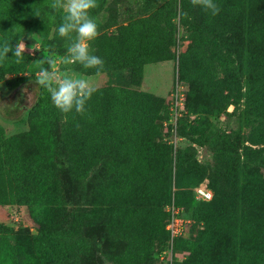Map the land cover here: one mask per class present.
Here are the masks:
<instances>
[{
    "label": "trees",
    "instance_id": "trees-1",
    "mask_svg": "<svg viewBox=\"0 0 264 264\" xmlns=\"http://www.w3.org/2000/svg\"><path fill=\"white\" fill-rule=\"evenodd\" d=\"M251 1L214 0L220 7L217 15L198 6L192 12L195 20L189 26L194 36L216 46L222 57L233 63L227 64L222 60L221 65L228 75L235 77L236 85L233 88L241 90V81L244 83L241 92L247 108L254 104L262 106L264 103V98L260 97L264 95V4ZM176 5V0H166L161 8L151 13L140 29L135 51L112 59L102 58L105 64L100 72L130 66L133 78L139 80L141 75L138 69L145 57L154 60L170 58L168 48L175 39V28L170 25V21ZM184 6L187 9L191 7L189 0H185ZM156 31H160L161 36L148 44L147 38ZM41 35L45 40L46 31H41ZM245 64L248 67L246 73ZM188 68L183 56H180L177 67L180 76L193 83L184 73ZM195 68L199 70L197 65ZM87 71L97 73L95 68ZM32 78L23 75L16 81L7 79V88L14 90ZM44 94V87L38 84L34 103L28 108L21 107V119L32 117V109L34 117L43 118L42 133L35 135L37 122L34 118L28 130L8 137L13 150L4 154L0 151V170L11 172L18 180H22L20 192L23 200L20 203L41 206V221L35 237L41 238L45 246L30 250L20 241L0 236V264L49 262L47 246L57 244V223L54 219L62 201L61 187L50 167L54 155L65 157L72 170H78L86 178L91 177L101 185L103 200L99 203V210L101 225L108 241V250H103L102 257L106 263L152 264L148 258L154 250L155 242H161L157 251L167 244L165 221L168 212L165 205L173 200L182 209L185 207L191 218L190 234L176 236L173 241L174 248L188 250L181 264H264V188L260 185L261 177L247 184L240 192L246 205L239 213L230 207L227 211L223 210V194L234 192L227 191L233 188L231 170L212 167L200 161L197 154L187 158L178 156V168L184 167L191 172L194 168L204 169L200 178L189 172L186 175L179 173L173 180L172 146L157 136L165 125L164 121L169 118L168 102L162 96L149 92L142 94L143 105L124 113L115 106L111 88L97 89L91 97L97 107L93 118L97 134L93 137L86 136L80 125H68L71 123L69 121L63 124L64 127L68 125L65 133H57L60 126H56L51 106ZM188 99L189 109H195L190 103L189 93ZM236 110L237 105H234L228 114ZM0 117L5 121L11 120L1 111ZM187 118L186 114L179 117L181 129L191 127L192 121ZM156 119H159L157 124ZM256 130L254 136L246 139L252 145L244 146V160L259 165V158L254 153L261 149L253 145H264V129ZM230 132L234 137L239 135L237 130L231 129ZM32 136H35L36 148L46 151V155L12 144L15 139L24 142ZM4 137L1 133L2 144L6 142ZM212 137L207 134L201 142H209ZM234 146L239 148L237 144ZM126 147L132 151L131 158L141 163L142 171L138 174L140 180L122 167L124 159L120 152ZM30 155L34 158L32 161L27 159L31 158ZM204 174L209 177L213 195L209 200H198L193 196L191 188L200 183ZM0 230L12 232L16 229L0 222ZM121 240L125 245L119 249ZM66 248L69 258L77 257L72 240ZM159 264L168 263L160 261Z\"/></svg>",
    "mask_w": 264,
    "mask_h": 264
},
{
    "label": "rangeland",
    "instance_id": "rangeland-1",
    "mask_svg": "<svg viewBox=\"0 0 264 264\" xmlns=\"http://www.w3.org/2000/svg\"><path fill=\"white\" fill-rule=\"evenodd\" d=\"M165 1L97 0L98 7L90 10V16L97 20L100 32L99 36L90 42L94 50L93 54L101 58L112 59L118 55L133 53L140 29L148 21L151 13L161 8ZM256 1L264 4V0ZM176 2L177 8L170 21V25L175 28L174 42L168 48L171 57L162 60L145 57L138 69L141 75L139 80L133 78L130 66L118 70L101 71L99 75L87 71L78 63L69 67L82 78L90 80L97 89L111 88L115 106H118V110L124 113L133 107L139 108L143 105L142 94L153 93L168 101L171 91L178 89L181 97L178 110L182 114L178 116L176 123L174 117L173 120H165L163 123L165 125L162 124L163 127L157 134L161 140H165L172 146L171 175L173 180L179 173L186 175L191 172L184 167L178 168V156L187 158L197 154L200 161L211 164L212 167L229 169L232 171L233 188L227 191L234 192L223 194L225 207L223 210L227 211L230 207L239 213L246 205L245 199L240 195L242 189L247 184H251L253 180H257V177H261L260 185L264 188V145H253L256 149H261L254 153L259 158V165L244 160V146L252 145L246 139L254 136L256 129L259 131L264 129V103L262 106L254 104L247 108L241 92L244 89V83L241 81V90L233 88L236 85L235 77L228 75L221 65L222 60L227 64L233 63L222 57L216 46L199 39L190 31V23L195 20L192 12L199 5H193L192 0H189L191 7L187 9L184 6L185 0H176ZM51 3L52 0H0V42L8 40L15 45L17 41L22 40L27 45L26 55L19 63L16 62L17 58L14 57V53L9 52L3 66H0V111L11 118L10 121H5L0 117V135L2 133L6 139L4 144H2L3 138L0 139V151L3 154L13 150L8 137L28 130L32 119L36 118L37 122L34 129L35 135L42 133L43 130V118L34 117L32 109V117L21 119V107H31L37 96L38 82L35 79L39 69L35 67L34 61L42 59L45 52L55 56L58 60L67 52L66 45L69 41L58 34L63 12L51 8ZM41 31H46L45 40H43ZM160 36L161 32L156 31L147 38L148 44ZM44 41L47 43H43ZM180 56H183L189 66L184 73L187 78L193 80V83L180 76L177 69ZM193 63L199 67V70ZM58 66L61 71L65 70L62 64ZM247 68L245 64L244 73ZM23 75L34 78L22 82L14 90L7 88V79L16 81ZM44 92V98H48L56 126H60L57 133L61 135L65 133L64 130L68 125H80L86 136L94 137L95 133L97 134V128L93 125L94 110L97 107L92 99L87 102L83 114L75 110L65 114L53 105L50 94L45 88ZM188 93L190 103L195 107L193 110L188 107ZM260 97L264 98V95ZM234 105H237V110L233 114H228ZM184 114L188 116L189 121H192L191 127L187 129H181L182 122H178L179 117ZM67 121L71 123L64 127L63 124ZM158 122L159 119H156L155 124ZM231 129L239 132L238 137L232 135ZM207 134L213 137L209 142H201ZM35 140V136H32L24 142L15 139L12 144L21 146L30 152L46 155V151L36 148ZM234 144L239 145V148L236 149ZM131 155L132 151L128 147L120 152V156L124 159L122 167L132 177L136 176L140 180L141 177L138 174L142 171L141 163L132 159ZM30 157L27 159L32 161L34 158L31 155ZM51 161L55 163L54 165L51 162L50 167L55 172L61 187L62 201L54 219L57 223L58 241L55 246H47L50 259L46 264H108L102 257L103 250H108V241L101 225L99 210V203L103 200L101 185L91 177L86 178L78 170H72L65 157L54 155ZM200 168H194L192 171L193 175L199 178L204 169ZM205 174L200 182H206L209 185V177ZM21 181L11 172L0 170V222L16 229L12 232L0 230V236L12 241H20L33 250L35 247L45 246L41 238L35 237L41 221V206L20 203L23 200V194L20 192ZM181 213L184 217L191 219L185 207L184 209L181 207ZM84 214L87 215L84 216ZM234 220L236 221V217ZM189 234L188 230L184 233L185 236ZM70 240L73 241L76 249L77 257L75 258H69V252H67L66 247ZM124 245L125 242L121 240L119 249ZM160 245L161 242L156 241L154 250L150 253L148 260L152 264H159L161 261L158 257L161 249L157 251ZM187 253V249L173 247L171 264H181Z\"/></svg>",
    "mask_w": 264,
    "mask_h": 264
},
{
    "label": "clouds",
    "instance_id": "clouds-1",
    "mask_svg": "<svg viewBox=\"0 0 264 264\" xmlns=\"http://www.w3.org/2000/svg\"><path fill=\"white\" fill-rule=\"evenodd\" d=\"M192 4L211 10L212 15L220 12V7L214 0H192ZM50 7L63 12L58 34L68 39L67 52L59 60L47 52L42 59L35 60L34 65L39 69L35 80L47 90L51 102L62 113L67 114L75 110L83 114L97 87L90 80L72 71L69 66L78 63L85 69L95 68L97 75L104 68L105 61L93 54L94 50L90 44L100 34L97 20L90 16V10L98 7V3L97 0H52ZM26 49L27 45L22 40L17 41L15 45L3 40L0 42V66H3L9 52L14 53L16 62L19 63ZM60 64L65 66V70L59 69Z\"/></svg>",
    "mask_w": 264,
    "mask_h": 264
},
{
    "label": "built area",
    "instance_id": "built-area-1",
    "mask_svg": "<svg viewBox=\"0 0 264 264\" xmlns=\"http://www.w3.org/2000/svg\"><path fill=\"white\" fill-rule=\"evenodd\" d=\"M170 94V99L167 101L169 108L168 120H173L174 117V122L176 123L178 116L182 114V112L178 110V104L181 103L180 92L178 89H175L172 90ZM191 190L195 199L198 200H209L213 195V189L206 182H200L193 186ZM165 210L168 212L165 221L168 239L166 246L158 252V257L162 262L171 264L174 238L179 235H184L187 230L190 231L191 219L181 214V207L176 205L173 200L165 205Z\"/></svg>",
    "mask_w": 264,
    "mask_h": 264
}]
</instances>
